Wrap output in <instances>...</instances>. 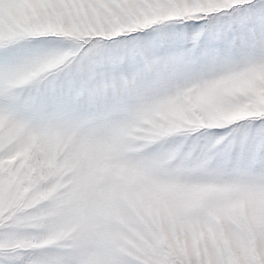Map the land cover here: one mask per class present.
<instances>
[{
    "label": "snow or ice",
    "instance_id": "obj_1",
    "mask_svg": "<svg viewBox=\"0 0 264 264\" xmlns=\"http://www.w3.org/2000/svg\"><path fill=\"white\" fill-rule=\"evenodd\" d=\"M0 264H264V0H0Z\"/></svg>",
    "mask_w": 264,
    "mask_h": 264
}]
</instances>
